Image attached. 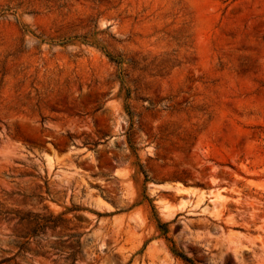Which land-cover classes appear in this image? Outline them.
<instances>
[{
  "label": "rangeland",
  "instance_id": "rangeland-1",
  "mask_svg": "<svg viewBox=\"0 0 264 264\" xmlns=\"http://www.w3.org/2000/svg\"><path fill=\"white\" fill-rule=\"evenodd\" d=\"M0 264H264V0H0Z\"/></svg>",
  "mask_w": 264,
  "mask_h": 264
},
{
  "label": "trees",
  "instance_id": "trees-1",
  "mask_svg": "<svg viewBox=\"0 0 264 264\" xmlns=\"http://www.w3.org/2000/svg\"><path fill=\"white\" fill-rule=\"evenodd\" d=\"M175 255L180 257V258H182V259H184L185 261H188V259L186 257H184L183 255H181L180 253L176 252Z\"/></svg>",
  "mask_w": 264,
  "mask_h": 264
}]
</instances>
